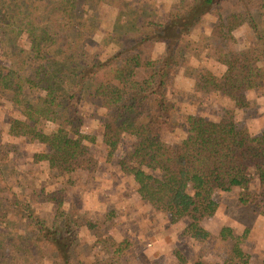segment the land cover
<instances>
[{"label":"trees","instance_id":"1","mask_svg":"<svg viewBox=\"0 0 264 264\" xmlns=\"http://www.w3.org/2000/svg\"><path fill=\"white\" fill-rule=\"evenodd\" d=\"M156 1L0 0V93L15 95L18 105L3 119V130L41 146L29 155L30 163H46L54 171L53 182L57 175L67 176L65 186L74 173L95 170L89 144L97 137L107 159L117 154L123 138H131L130 149L118 156L119 169L130 175L143 201L157 202L171 223L185 220L192 239L205 241L210 231L203 221L215 213L219 192L238 190L240 205L264 216V129L253 137L237 119L250 106L249 92L264 84V0H177L161 10V20L157 11L149 14ZM208 16L213 20L207 21ZM100 20L110 25L105 36L107 45L114 46L103 59L99 52L72 45L76 33L89 38L99 33ZM205 23L207 28L194 34ZM242 27L250 36L239 46L235 31ZM156 45L162 51L154 56L151 47ZM208 50L224 67V75L190 63L196 53L210 61ZM180 67L196 77L210 94L208 101L212 96L221 99L215 118L181 113L170 100L169 95L178 93L175 76ZM84 94L104 109L98 136L81 128ZM173 113L182 124L172 120ZM47 124L55 127L46 130ZM178 126L185 136L166 143L163 131ZM15 147L0 135V163L11 160ZM5 174L0 170V263L16 264L4 250L20 252L21 258L28 253L9 227L17 212L35 228L31 251L54 252L51 264H72L76 236L63 209L65 186L46 191V184L35 186L32 175L25 201L10 186L2 187ZM39 200L54 209L49 224L32 208V201ZM226 230H219L220 240L231 236ZM248 260L249 254L232 243L222 263L197 257L193 264ZM259 264H264V249Z\"/></svg>","mask_w":264,"mask_h":264},{"label":"rangeland","instance_id":"2","mask_svg":"<svg viewBox=\"0 0 264 264\" xmlns=\"http://www.w3.org/2000/svg\"><path fill=\"white\" fill-rule=\"evenodd\" d=\"M176 2L177 0H157L154 12L149 14L157 11V19L161 20L163 13L161 10ZM100 11L101 9L98 10ZM206 19L213 20L211 16ZM206 26L207 23L203 24L194 34L201 28H207ZM109 27L107 20H100L99 33H95L91 38L83 33H76L72 40L73 47L83 46L91 53L99 52L100 57L105 58L114 48L112 44L107 45L105 33ZM235 34L239 38V46L247 44L245 37L250 36L249 31L245 32L242 27L237 29ZM21 45L26 44L21 41ZM151 48L155 53L156 47ZM208 56L211 58L210 61L207 55L196 53L190 63L192 66L200 63L199 65L210 68L217 75H224V67L215 61V55L209 50ZM191 58V54L187 52L185 59L188 63ZM186 72L189 74V70ZM187 84L186 81L185 85L188 86ZM176 89L177 95L174 92L169 96L170 100L180 107L181 113L197 112L213 118L219 114L221 99L216 100V97L212 96L213 101L210 103L211 100L208 101L210 94L202 89V85L196 79L192 80L191 89L182 90L177 87ZM263 93L264 84L258 89L251 90L248 94L250 106L237 113V119L247 127L253 137L258 136L264 129ZM82 97L79 103L83 112L81 128L98 136L102 128L104 109L97 106L96 98L86 94ZM15 99V95L11 93H0V135L3 141L16 145L11 160L9 158L0 163L2 164L0 170L6 171L5 185L2 184L4 185L2 187L10 186L20 200L28 201L27 184L31 181L32 175L35 177L33 181L35 186L39 187L40 182L46 184V191L64 187L67 176L57 175L56 182H53L54 171L49 170L46 163H30L29 155L39 150L41 146L28 143L24 138L10 136L3 130L5 116L13 110H18ZM179 118L178 114H172V120L182 124ZM54 127L47 124L45 129ZM184 136V130L179 126L162 133V138L168 144L176 143ZM121 142L117 154L107 159L106 147L97 137L95 143L89 144L90 152L96 161L95 170L81 171L80 175L73 176L71 184L64 187L63 209L71 220L70 225L76 236V240L71 244L72 264H193L197 257L222 263L232 243L238 244L249 254L246 264H259L264 249V216L256 214L251 207L241 206L238 201V190L218 193V207L215 213L203 221V226L210 231V237L205 241H196L192 239L185 220L171 223L157 202L141 199L138 186L130 175L120 170L116 164L118 156L130 149L132 139L126 137ZM27 170L31 173L26 174ZM32 208L38 218L46 224L51 222L54 209L50 203L32 201ZM12 220L14 223L9 227L28 248V253L26 257L21 258L18 254L20 252L11 254L10 251L4 250L7 259L14 256L16 264H51L55 259L54 252L45 249L33 252L29 247L36 237L35 228L22 220L17 212L12 216ZM224 226L229 229L231 236L220 240L218 233ZM229 231L226 230L227 233ZM123 240L129 244L124 246ZM9 263L11 264L6 260L0 264Z\"/></svg>","mask_w":264,"mask_h":264},{"label":"crops","instance_id":"3","mask_svg":"<svg viewBox=\"0 0 264 264\" xmlns=\"http://www.w3.org/2000/svg\"><path fill=\"white\" fill-rule=\"evenodd\" d=\"M155 47H156V52L153 53L154 56L159 55L162 51L160 46L156 45ZM194 79H196V77L189 75L184 68H182V67L177 68L176 76H175V84H176L177 88H180L182 90L191 89L192 80H194ZM186 81L188 82V84H187L188 86L185 85ZM80 172L74 173L73 176H75L76 174L80 175Z\"/></svg>","mask_w":264,"mask_h":264}]
</instances>
